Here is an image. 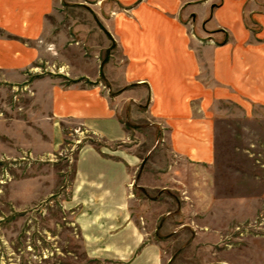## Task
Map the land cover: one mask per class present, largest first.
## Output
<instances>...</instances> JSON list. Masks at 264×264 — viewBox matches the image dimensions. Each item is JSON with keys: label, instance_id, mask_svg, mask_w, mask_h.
<instances>
[{"label": "crops", "instance_id": "0c3cea01", "mask_svg": "<svg viewBox=\"0 0 264 264\" xmlns=\"http://www.w3.org/2000/svg\"><path fill=\"white\" fill-rule=\"evenodd\" d=\"M58 62L64 72L54 71ZM29 74H39L30 85L32 117L26 122L16 106L0 128L13 141L43 138L33 152L57 150L69 125L127 143L121 102L148 105L145 119L155 126L145 157L91 144L74 160L65 207L90 258L228 262L227 234L257 211L218 193L212 109L228 97L258 106L264 122V0H0V82L18 89ZM253 116L247 108L242 117ZM225 244L220 260L215 250ZM181 248L190 251H167Z\"/></svg>", "mask_w": 264, "mask_h": 264}, {"label": "rangeland", "instance_id": "374dc122", "mask_svg": "<svg viewBox=\"0 0 264 264\" xmlns=\"http://www.w3.org/2000/svg\"><path fill=\"white\" fill-rule=\"evenodd\" d=\"M56 67L54 71L64 72L59 62ZM39 74H29L28 81L18 89L0 82V124L16 117V106L23 108L20 117L29 122L33 96L30 85ZM227 99L220 98L212 109L222 166L218 193L223 203H235L239 208L245 202V213L257 214L227 234V245L233 246L235 253L231 251L227 263L215 264H264V122L258 121V106L233 105ZM37 108L33 106V111ZM247 108L254 116L243 120ZM120 109L132 132L130 140L122 145L101 141L84 127L69 125L61 147L53 152H33L29 148L35 144L39 149L43 138L33 142L31 136L22 135L13 141L2 136L6 128H0V264H101L86 254L65 201L69 198L74 160L84 146L103 147L110 154L122 146L142 157L149 152L153 136L150 131L154 132L155 126L145 119L148 105L121 102ZM254 162L258 163L256 168H252ZM137 190L141 196H149ZM187 237L184 234L181 242L185 244ZM225 246L215 250L220 260L226 250L230 251ZM183 249L167 251H190Z\"/></svg>", "mask_w": 264, "mask_h": 264}]
</instances>
